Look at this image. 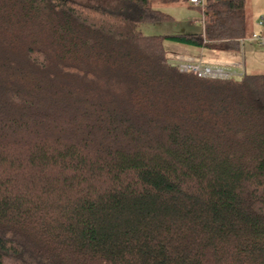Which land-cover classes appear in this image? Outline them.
I'll return each instance as SVG.
<instances>
[{"label":"trees","instance_id":"1","mask_svg":"<svg viewBox=\"0 0 264 264\" xmlns=\"http://www.w3.org/2000/svg\"><path fill=\"white\" fill-rule=\"evenodd\" d=\"M156 4L0 0V264H264V72L164 47H239L245 0Z\"/></svg>","mask_w":264,"mask_h":264},{"label":"crops","instance_id":"2","mask_svg":"<svg viewBox=\"0 0 264 264\" xmlns=\"http://www.w3.org/2000/svg\"><path fill=\"white\" fill-rule=\"evenodd\" d=\"M185 5L197 8L190 4ZM245 10L248 17L249 34L253 32L264 34V0H249V2L245 0ZM260 20H263L262 25L258 24ZM194 21L195 19H191L186 24L187 27L182 26L177 32H195L196 29L192 27ZM168 49L170 52L168 56L176 62L194 60L210 65H220L234 70L237 75L243 72H264V51L249 39L243 40L239 47L233 49L193 47L181 43H173Z\"/></svg>","mask_w":264,"mask_h":264},{"label":"rangeland","instance_id":"3","mask_svg":"<svg viewBox=\"0 0 264 264\" xmlns=\"http://www.w3.org/2000/svg\"><path fill=\"white\" fill-rule=\"evenodd\" d=\"M252 1V0H251ZM249 2V0H248ZM254 2V1H253ZM156 7L161 9L163 12L169 14L172 18L167 21H162L158 23H146L141 24L140 29L146 35H154V34H168L177 32L180 27L186 26V24L191 21V19H195L193 22V29L195 28L196 31H199L201 26V18L202 14L198 8L189 7L185 4H176V5H162L156 4ZM189 29V28H188ZM173 42L164 40V47L168 51V47L171 46ZM170 53V52H168Z\"/></svg>","mask_w":264,"mask_h":264},{"label":"built area","instance_id":"4","mask_svg":"<svg viewBox=\"0 0 264 264\" xmlns=\"http://www.w3.org/2000/svg\"><path fill=\"white\" fill-rule=\"evenodd\" d=\"M193 5H199L203 7L206 0H189ZM202 22V19L200 20ZM259 25L263 24V20L258 22ZM249 40L257 44L261 49L264 50V34L260 32H253L249 36ZM178 69L182 72L193 73L199 77L206 78H229L233 75H237L234 71L220 66V65H209L201 64L199 62L182 61L178 62Z\"/></svg>","mask_w":264,"mask_h":264}]
</instances>
